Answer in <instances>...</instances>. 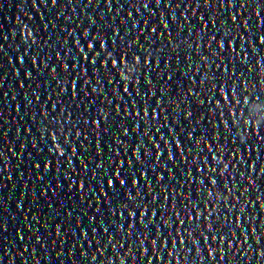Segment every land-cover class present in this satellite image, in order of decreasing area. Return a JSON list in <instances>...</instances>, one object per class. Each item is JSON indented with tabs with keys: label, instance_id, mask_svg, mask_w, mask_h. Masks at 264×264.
I'll return each mask as SVG.
<instances>
[{
	"label": "snow or ice",
	"instance_id": "obj_1",
	"mask_svg": "<svg viewBox=\"0 0 264 264\" xmlns=\"http://www.w3.org/2000/svg\"><path fill=\"white\" fill-rule=\"evenodd\" d=\"M101 46L103 47V45H101ZM88 47H89V48H92V45L89 44ZM147 114H148V113H147V110H145L144 115L147 116ZM169 155L171 156V153H169ZM45 167H46V166H45ZM262 171H264V170H262ZM111 184H112V181H111Z\"/></svg>",
	"mask_w": 264,
	"mask_h": 264
}]
</instances>
